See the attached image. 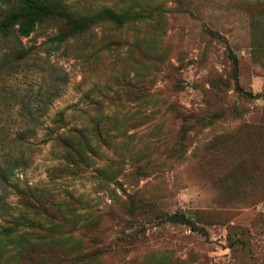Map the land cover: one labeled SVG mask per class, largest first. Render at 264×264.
<instances>
[{"label":"rangeland","instance_id":"374dc122","mask_svg":"<svg viewBox=\"0 0 264 264\" xmlns=\"http://www.w3.org/2000/svg\"><path fill=\"white\" fill-rule=\"evenodd\" d=\"M47 1L159 9L0 41L2 98L44 112L3 191L0 264H264V0Z\"/></svg>","mask_w":264,"mask_h":264},{"label":"trees","instance_id":"16d2710c","mask_svg":"<svg viewBox=\"0 0 264 264\" xmlns=\"http://www.w3.org/2000/svg\"><path fill=\"white\" fill-rule=\"evenodd\" d=\"M1 5H6V10L1 9ZM159 8L152 9L148 13L144 12H115L109 8H103L95 13L82 17H74L64 10L54 7L47 0H0V41L3 38L11 37H29L35 30L36 26L46 18H61L70 24L71 31H82L95 24L113 23L119 27L128 23L143 21L150 18ZM65 34H59L55 37L58 42L64 41ZM28 51L19 53V58L24 57ZM2 82L3 72L0 62V216L9 213L5 195L3 191L6 187H13L11 178L16 175L20 166L23 164V150L21 147L27 144V137L36 133L35 126L31 125L33 121L39 119L44 114L42 110L28 109L27 105L17 109L16 106H8L7 98H2ZM64 117L59 114L58 120L62 122ZM29 121V122H28ZM68 154L76 156L75 161L85 159L80 144L72 138L64 137L62 133L56 135ZM72 153V154H71ZM69 160L68 156L64 157ZM74 158V157H73ZM160 218L169 221H178L188 223L193 230L201 231L207 234V231L177 214L160 215ZM6 228L5 231H11ZM90 242H95L92 239ZM100 249L95 248L87 251L82 255L83 259H88L99 252Z\"/></svg>","mask_w":264,"mask_h":264}]
</instances>
